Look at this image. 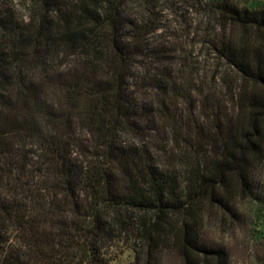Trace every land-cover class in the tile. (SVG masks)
Listing matches in <instances>:
<instances>
[{
  "label": "trees",
  "instance_id": "obj_1",
  "mask_svg": "<svg viewBox=\"0 0 264 264\" xmlns=\"http://www.w3.org/2000/svg\"><path fill=\"white\" fill-rule=\"evenodd\" d=\"M251 1L0 0V264H229L201 230L264 160Z\"/></svg>",
  "mask_w": 264,
  "mask_h": 264
},
{
  "label": "rangeland",
  "instance_id": "obj_2",
  "mask_svg": "<svg viewBox=\"0 0 264 264\" xmlns=\"http://www.w3.org/2000/svg\"><path fill=\"white\" fill-rule=\"evenodd\" d=\"M6 1L11 3L19 16L24 19L28 17L26 0ZM250 5H264V0H252ZM182 13H186L185 6L182 7ZM180 21L182 20L177 18V24L175 22L173 25L179 26L178 30L183 31ZM177 34L182 35L178 36V42H182L184 50L189 52L192 34L189 38L181 31ZM176 38L174 36L171 39ZM194 50L198 51L196 47ZM252 191L250 198H236L229 210L218 208L205 213L201 239L209 246L227 253L229 264H264V160L253 169ZM132 262V252L126 250L111 264ZM158 264H180V260L174 255L165 254Z\"/></svg>",
  "mask_w": 264,
  "mask_h": 264
}]
</instances>
